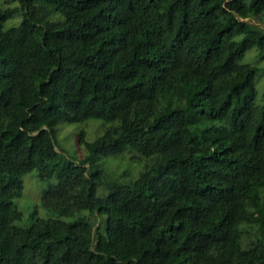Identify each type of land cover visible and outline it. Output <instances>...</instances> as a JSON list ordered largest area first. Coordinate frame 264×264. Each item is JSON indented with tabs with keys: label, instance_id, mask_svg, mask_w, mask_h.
<instances>
[{
	"label": "trees",
	"instance_id": "16d2710c",
	"mask_svg": "<svg viewBox=\"0 0 264 264\" xmlns=\"http://www.w3.org/2000/svg\"><path fill=\"white\" fill-rule=\"evenodd\" d=\"M263 17L264 0H0V264H264V93L241 63ZM89 120L102 134L65 158L57 126ZM127 150L141 170L110 175ZM33 171L54 181L23 225Z\"/></svg>",
	"mask_w": 264,
	"mask_h": 264
},
{
	"label": "rangeland",
	"instance_id": "374dc122",
	"mask_svg": "<svg viewBox=\"0 0 264 264\" xmlns=\"http://www.w3.org/2000/svg\"><path fill=\"white\" fill-rule=\"evenodd\" d=\"M9 8V7H8ZM252 25H258L264 30V17L260 20H246ZM19 23V18L11 19L7 22L6 27L13 28ZM241 63L248 64L255 70L254 88L256 91V103H260L264 93V50L253 47L245 52ZM80 131L85 132V139L88 142L94 141L102 134L103 123L97 120H89L79 124L63 123L57 126L55 134V144L59 152L65 158L77 161L82 156L83 149L78 145V134ZM145 159L132 151H126L121 159L112 156L103 157L101 165L111 175L123 176L124 180L131 179L137 175L145 163ZM54 180L42 181L38 178L37 172L33 171L23 178V191L19 198L14 200V205L23 214V225L29 223L28 215L35 204L38 203L39 197L48 183ZM44 211L39 210L38 217H43Z\"/></svg>",
	"mask_w": 264,
	"mask_h": 264
}]
</instances>
